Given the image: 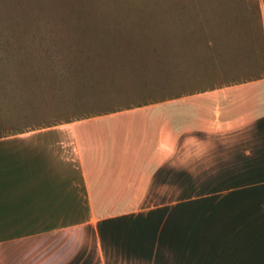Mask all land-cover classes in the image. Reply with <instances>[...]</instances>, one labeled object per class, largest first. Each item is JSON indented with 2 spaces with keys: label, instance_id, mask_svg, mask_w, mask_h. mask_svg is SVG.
<instances>
[{
  "label": "crops",
  "instance_id": "obj_1",
  "mask_svg": "<svg viewBox=\"0 0 264 264\" xmlns=\"http://www.w3.org/2000/svg\"><path fill=\"white\" fill-rule=\"evenodd\" d=\"M65 125L0 157V264H264V75Z\"/></svg>",
  "mask_w": 264,
  "mask_h": 264
},
{
  "label": "rangeland",
  "instance_id": "obj_2",
  "mask_svg": "<svg viewBox=\"0 0 264 264\" xmlns=\"http://www.w3.org/2000/svg\"><path fill=\"white\" fill-rule=\"evenodd\" d=\"M261 75L264 0H0V124L25 135Z\"/></svg>",
  "mask_w": 264,
  "mask_h": 264
},
{
  "label": "trees",
  "instance_id": "obj_3",
  "mask_svg": "<svg viewBox=\"0 0 264 264\" xmlns=\"http://www.w3.org/2000/svg\"><path fill=\"white\" fill-rule=\"evenodd\" d=\"M190 93H184V94H181V95H186V94H190ZM181 95H176V96H173V97H170V98H167L166 97V98H162V99L149 100L148 102H143V103L134 105V107L135 106L144 105V104H147V103L162 101V100H165V99L175 98V97H178V96H181ZM128 108H131V107H129L128 105H126L125 107H120V108L118 107L116 109H108V110L102 111V114H107V113H111V112H115V111H119V110H123V109H128ZM96 115H99V113H97ZM66 122H68V121H66ZM14 133L17 134V133H22V132L16 131L13 128L12 129H6V128L3 127L2 124H0V137L5 136V135H8V134H14Z\"/></svg>",
  "mask_w": 264,
  "mask_h": 264
}]
</instances>
